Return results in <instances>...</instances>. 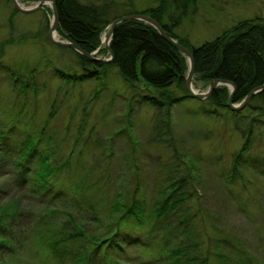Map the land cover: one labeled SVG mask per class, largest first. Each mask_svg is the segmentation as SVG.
<instances>
[{
  "label": "rangeland",
  "instance_id": "374dc122",
  "mask_svg": "<svg viewBox=\"0 0 264 264\" xmlns=\"http://www.w3.org/2000/svg\"><path fill=\"white\" fill-rule=\"evenodd\" d=\"M17 1L24 8L39 2ZM114 1L115 11L125 15L142 12L159 0ZM167 3L166 22L181 16L173 32L195 47L239 22L264 15V0H196L186 8L169 0ZM50 5L48 1L24 14L15 12L10 0H0V123L22 108L20 126L45 129L42 147L52 162L63 164L71 153L68 169L51 182L64 190L76 184L74 190L80 199H71L74 192L69 191L71 198L64 193L58 211L71 213L85 237L108 238L132 198L142 203V212L147 216L152 206L166 196L160 197L159 192L180 183L176 194L189 198L180 205L186 211L183 217L188 216L184 225L203 234L206 246L202 250L239 261L241 252L237 250L243 246L248 260L260 264L264 258V104L255 101L251 109L244 107L237 113L222 107L215 114L209 113L214 108L207 100L193 98L170 109L165 103L153 106L142 97L159 93L131 89L113 65L101 67V74L82 82L60 78L55 70L70 75L82 71L71 50L49 41ZM95 56L108 58L106 50ZM192 84L197 93L208 88L196 78ZM222 87L229 95L230 87ZM168 92L177 97L185 95L176 86ZM2 173L0 187L4 188L9 176ZM28 177L35 181L33 173ZM91 189L98 192H90L87 198L86 192ZM83 194L85 199L80 197ZM114 202L119 206H113ZM20 204L26 211L28 203L21 200ZM39 210L51 214L52 209ZM178 215L170 213L163 221L152 217L143 223V229L156 227L160 234L164 231L160 226L167 222L171 227ZM56 217L63 218L59 214ZM13 235L14 244H26L28 233L23 228H16ZM182 236L183 231L179 238ZM71 244L88 243L83 239ZM123 255L113 253L112 262L107 264H114L113 260L117 264H139L138 254H132L125 263ZM0 264H6V260L0 259Z\"/></svg>",
  "mask_w": 264,
  "mask_h": 264
},
{
  "label": "trees",
  "instance_id": "16d2710c",
  "mask_svg": "<svg viewBox=\"0 0 264 264\" xmlns=\"http://www.w3.org/2000/svg\"><path fill=\"white\" fill-rule=\"evenodd\" d=\"M173 1L175 3L170 4L180 3L184 8L191 3V0ZM55 4L58 13L57 33L62 39L76 44L87 53L99 48L102 33L110 21L117 17L113 0H97L95 3L56 0ZM167 12V0H159L157 5L141 14L156 20L169 36L177 37L173 29L178 28L179 21L166 22ZM109 47L113 59L106 64L92 63L71 50L77 56L80 67H90L91 70L96 68L98 74L82 72L79 75H70L55 70L56 75L82 82L101 74V67L113 65L131 89H137L138 92L139 89L142 91L146 90L145 87H151L158 91L157 97H142L153 106L162 105L165 101L171 107L190 98L183 79L186 69L184 58L149 25L139 21L118 24L114 28ZM97 53H105V50L99 49ZM192 53L196 77L205 83L215 79L231 82L235 87L233 102H239L253 88L264 83V21L256 18L239 22L212 41L192 48ZM173 86L180 88L185 95L177 97L169 93L168 89ZM227 97L225 87L214 91L207 100L214 108L209 113L215 114L217 109L226 108ZM255 101L264 104V91L255 95L245 109H251ZM21 109L7 121L0 123V172H3L1 176H9V184L5 183L4 188L0 187V259L6 260V264H107L112 262L113 253L124 254V263L125 259L131 260L132 254H138L136 257L143 261L141 264H254L248 260L249 256L247 257L243 246L237 250L241 252L239 261H233L220 252L202 250L206 246L203 244V234L192 231L188 224L184 225L188 216L183 217L186 211L180 205L189 198L176 194L175 189L181 186L180 183L173 185L168 191L159 192L160 197L166 196L152 207L147 216L142 212V203L132 198L131 203L124 207L121 216L116 220L108 238L85 237L78 230L71 213L58 211L61 210L60 198L64 193L69 197V191L76 193L74 198H70L79 201L80 198L74 190L76 184L64 190L61 186L55 188L56 182H51L52 178L68 169L66 163L71 153L63 164L52 162L47 150L42 147L45 129L38 131L33 126L31 129L22 128L18 119L22 114ZM30 121L25 119L27 123L33 122ZM32 129L35 131H31ZM245 149L242 148L240 153ZM240 153L235 156V163L238 162ZM29 173H33L35 181L28 177ZM62 185L66 187L67 183ZM5 187L10 190L7 191ZM90 192L98 191H87V198L91 196ZM80 197L85 199L84 194ZM21 200L28 203L26 211L20 204ZM75 204L78 206L77 202ZM113 206L119 205L114 202ZM89 207L92 208L91 205ZM39 208L52 209L51 214L41 212ZM177 212L179 215L171 221L173 225L169 228V233L166 229L158 234L159 229L155 231L156 227L143 229V223L150 218L163 221L170 213ZM56 214L63 218L56 217ZM128 217L131 218L130 221L126 220ZM125 227L132 231L126 232ZM16 228H23L28 233L26 244H14L13 232ZM182 231L183 236L180 239ZM83 239L88 244H71ZM167 244L171 245L165 248ZM230 246L235 249L234 245ZM113 263L117 264L114 260ZM260 264H264V258Z\"/></svg>",
  "mask_w": 264,
  "mask_h": 264
},
{
  "label": "water",
  "instance_id": "95a60500",
  "mask_svg": "<svg viewBox=\"0 0 264 264\" xmlns=\"http://www.w3.org/2000/svg\"><path fill=\"white\" fill-rule=\"evenodd\" d=\"M48 1L51 4L50 9L52 12V21L50 22L49 29H48L49 41L56 46L67 47V48L77 52L79 55L86 58L87 60H89L92 63L106 64V63H109L112 61L113 55H112V52L110 50L109 43L111 41V38H112V35L114 32V28L116 25H118L119 23L126 21V20H140V21H143L145 23L150 24L156 30V32L159 33V35L162 38L167 40L170 44L175 46L177 49H179L182 53H184L189 58V71H188V74H187L186 79H185V88H186V91H187L188 96L190 98L198 99V100H204V99H207L210 97L211 93L214 91L216 86H218V85L229 86L230 87V96L228 98L227 107L232 111H237V110L242 109L250 101V99L253 98L255 95L264 91V83L260 86L253 88L251 90V92L247 95V97L241 102V105H238V106L233 105L234 103L232 101V96L235 92V87L231 82H228V81L213 80L212 82H210L209 87L205 93L195 92L193 89V84H192L193 73H194V65H193L192 55L187 50H185L184 48L177 45V43L167 35V33L161 27V25L158 24L152 18H149L148 16H145L142 14L127 15V16H122V17L117 18L114 21H112L110 23L109 32H107L106 36L103 37V39L101 40L100 46L98 48V49H100L101 47H103L108 54V58L103 59V58H99V57L95 56L96 52L87 53L84 50H82L81 48H79L76 44H73V43H71L65 39L55 40L53 38V33H57V25H58V13H57L56 5H55L56 0H47V1L42 0V1H39L35 6H33L31 8H24V7L20 6V4L18 3L17 0H12V3L18 12L24 13V14H29V13L34 12L38 8L43 7ZM87 72L93 74V73H97L98 70L96 68H94L92 71H87Z\"/></svg>",
  "mask_w": 264,
  "mask_h": 264
},
{
  "label": "bare ground",
  "instance_id": "6f19581e",
  "mask_svg": "<svg viewBox=\"0 0 264 264\" xmlns=\"http://www.w3.org/2000/svg\"><path fill=\"white\" fill-rule=\"evenodd\" d=\"M11 2H12V0H10ZM114 1V0H113ZM170 1V3L171 2H173V3H175L173 0H169ZM195 1L196 0H191V3L193 2V3H195ZM115 2V1H114ZM191 3H189L188 5H190ZM13 4V3H12ZM116 4V3H115ZM56 5V4H55ZM187 5V6H188ZM187 6H185V8L187 7ZM15 8V7H14ZM115 9L116 8H114V11H115ZM16 10V9H15ZM17 11V10H16ZM144 11V10H143ZM142 11V12H143ZM18 12V11H17ZM51 13V15L49 16L50 18H51V21H52V12H50ZM115 13V15H117V17L116 18H114L112 21H114L115 19H117V18H120V17H122V16H127V15H135V14H141V12H139V13H131V14H125V15H119L118 14V11H115L114 12ZM30 14V13H29ZM142 15H144V14H142ZM146 16V15H145ZM149 17V16H148ZM149 18H152V17H149ZM153 19V18H152ZM154 20V19H153ZM174 21H179V23L181 22V17L180 16H178V17H176L175 19H173ZM260 20L261 21H264V15H263V17H261L260 18ZM112 21H110V23L112 22ZM126 21H139V22H142V23H144V24H146V25H149L150 27H152L150 24H148V23H145V22H143V21H140V20H126ZM156 21V20H155ZM123 22H125V21H123ZM157 22V21H156ZM110 23L108 24V26L106 27V29L104 30L105 32V35H104V37L106 36V34H107V32H109V30H110ZM122 23V22H121ZM158 23V22H157ZM120 24V23H119ZM159 24V23H158ZM58 26V25H57ZM117 26V25H116ZM115 26V27H116ZM162 27V26H161ZM153 28V27H152ZM154 29V28H153ZM155 30V29H154ZM156 31V30H155ZM166 32V31H165ZM104 33H102V34H104ZM158 33V32H157ZM159 34V33H158ZM168 35V34H167ZM160 36V35H159ZM169 36V35H168ZM161 37V36H160ZM172 40H174L176 43H177V45H179L180 47H182V48H184L185 50H187L191 55H192V60H193V65H194V55H193V53H192V48H197V47H200V46H197V47H195V46H193V45H191L190 44V42L188 41V39L187 38H180V37H172V36H169ZM53 38L55 39V40H58V39H62V38H60L56 33H53ZM162 38V37H161ZM166 43H168L172 48H174L179 54H180V56L181 57H183L184 58V60H185V65H186V69H185V72H184V76H183V79H184V82H185V79H186V76H187V74H188V71H189V58L184 54V53H182L179 49H177L175 46H173L172 44H170L167 40H165L164 38H162ZM180 41H181V43H180ZM212 41V40H211ZM209 42V41H208ZM205 43H207V42H205ZM204 44V43H203ZM202 44V45H203ZM63 48H66V49H69V48H67V47H63ZM103 47H101L100 49H102ZM104 49V48H103ZM71 50V49H70ZM99 49H97V51H98ZM97 51H94V52H96L97 53ZM95 53V54H96ZM81 56V55H80ZM84 58V57H83ZM86 59V58H85ZM89 61V60H88ZM81 71L82 72H86V73H88V74H90V75H96V74H98V72L97 73H93V74H91V73H89V72H87V71H92L91 69H90V67H81ZM194 78H196V79H199V81H201V82H204L205 83V81H203V80H201L200 78H198V77H196V75H195V67H194V73H193V79ZM193 79H192V81H193ZM215 80H217V79H215ZM213 80H211L210 82H212ZM225 81V80H224ZM210 82H207L206 84H208V87H209V84H210ZM222 86H225V85H218V86H216V88L214 89V91H217L218 89H220V87H222ZM186 89V88H185ZM208 89V88H207ZM146 90L148 91V92H154V91H156V92H158L157 90H155V89H153V88H151V87H147L146 88ZM207 91V90H206ZM205 91V92H206ZM213 91V92H214ZM205 92H203V93H205ZM213 92L211 93V95H210V97L212 96V94H213ZM251 92V91H250ZM249 92V93H250ZM235 93V92H234ZM248 93V94H249ZM247 94V95H248ZM247 95L241 100V101H239V102H233L234 104L233 105H235V106H238V105H241V102L247 97ZM229 96H230V92H229V95H228V97H227V99H226V102H225V104H226V109H228V111H232V110H230L228 107H227V102H228V98H229ZM150 97H152V96H150ZM157 97V96H156ZM209 97V98H210ZM209 98H207V99H204V100H208ZM233 99H234V94H233V96H232V101H233ZM253 98H251L250 99V101L244 106V107H246L250 102H251V100H252ZM162 103V102H161ZM164 103L165 104H167L168 105V107H169V104L167 103V102H165L164 101ZM163 104V103H162ZM243 107V108H244ZM168 109H170V107L168 108ZM232 112H236V111H232ZM154 206V205H153ZM152 206V207H153ZM169 224L170 223H167V222H165V223H163L161 226H160V230H166L167 228H169L170 226H169ZM173 224L171 223V226H172ZM139 263L140 262H143L142 260H140V259H138L137 260ZM141 264V263H140ZM142 264H144V263H142Z\"/></svg>",
  "mask_w": 264,
  "mask_h": 264
}]
</instances>
